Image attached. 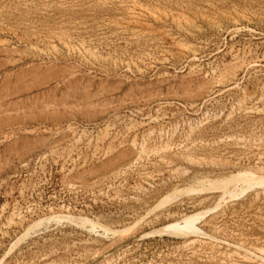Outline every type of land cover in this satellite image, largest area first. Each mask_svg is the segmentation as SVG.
<instances>
[{"label":"rangeland","instance_id":"rangeland-1","mask_svg":"<svg viewBox=\"0 0 264 264\" xmlns=\"http://www.w3.org/2000/svg\"><path fill=\"white\" fill-rule=\"evenodd\" d=\"M0 264H264V0H0Z\"/></svg>","mask_w":264,"mask_h":264},{"label":"bare ground","instance_id":"bare-ground-1","mask_svg":"<svg viewBox=\"0 0 264 264\" xmlns=\"http://www.w3.org/2000/svg\"><path fill=\"white\" fill-rule=\"evenodd\" d=\"M134 1V0H133ZM77 50V49H76ZM215 186V185H214ZM196 233H198V234H202L203 235V233H201V232H197L196 231ZM204 236V235H203ZM234 248V247H233ZM244 250V249H243ZM249 253V252H248ZM255 256V255H254Z\"/></svg>","mask_w":264,"mask_h":264}]
</instances>
